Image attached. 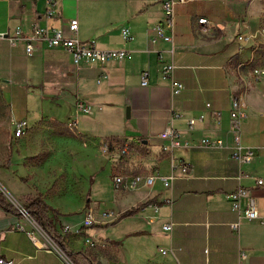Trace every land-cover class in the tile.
I'll list each match as a JSON object with an SVG mask.
<instances>
[{"label":"crops","instance_id":"crops-1","mask_svg":"<svg viewBox=\"0 0 264 264\" xmlns=\"http://www.w3.org/2000/svg\"><path fill=\"white\" fill-rule=\"evenodd\" d=\"M88 1L56 0L52 16L46 17L45 0H0V33L6 35L0 39V118L11 129L13 120L26 122V137L13 134L12 144L16 162H23V176H29L27 182L20 180L22 176L9 179L6 171L16 170L12 161L0 172V192L21 198L19 207L39 193L50 206V217L56 211L63 216L62 225L70 227L62 230L63 251L30 216L0 208V254L14 264H88L90 255L93 264H264V224L243 218L225 198L226 193L245 188L264 217V90L260 80L241 73L257 51L251 42L237 38L255 32L264 0L177 3L172 43L163 46V60L157 52L160 44L150 46L146 36V30L162 18L159 2L109 0L107 17L95 20L80 15V3ZM199 17L210 21L209 33H200ZM71 18L78 20L77 35L83 43L94 39L99 49H125L128 55L104 65H74L63 47H49L41 40L34 41L32 54L26 53L24 36L34 22L65 29ZM124 25L132 40L122 38ZM17 27L20 35L15 33ZM161 61L174 64L175 80L183 86L179 93L173 94L169 81L161 78ZM143 71H148L146 86L140 84ZM103 74L107 77L101 78ZM236 94L244 98L247 113L240 128L241 144L253 152V159L241 164L231 156L229 131L230 98ZM55 98L71 108L72 121L71 114L65 123L57 121L61 115L53 114L29 119L30 102ZM80 103L90 111H81ZM43 122L72 125L83 145L95 142L97 153L104 152L110 138L140 141L150 152L145 161L148 171L135 174L172 173L171 187H163L159 180L134 189L114 187L107 198L109 210L104 211L117 217L100 221V201L92 188L102 182L104 168L111 169V159L88 182L76 170L62 175L67 162L27 163L24 158L34 153L26 144L44 132ZM169 128L179 134L181 143L172 152L162 150L169 140L159 137ZM203 137H221L226 146L204 147ZM240 171L246 176L238 179ZM110 175L112 179V171ZM258 178L262 184H257ZM89 209L98 222L84 227ZM168 222L171 232L163 229ZM232 222H238L237 228H231Z\"/></svg>","mask_w":264,"mask_h":264},{"label":"built area","instance_id":"built-area-1","mask_svg":"<svg viewBox=\"0 0 264 264\" xmlns=\"http://www.w3.org/2000/svg\"><path fill=\"white\" fill-rule=\"evenodd\" d=\"M154 2H159L162 8V18L159 22L150 26L146 30L147 42L150 46H154L156 44H160V49L157 50L159 54V58L162 59V52L166 49V43H172V34L174 30V6L177 3L194 1V0H152ZM46 2V17H51L53 11L55 10L56 0H45ZM197 23L200 24V33L207 34L210 32V21L206 17H199L197 19ZM78 20L77 18H71L67 24L65 29L63 28H48L45 26H40L37 23H33L31 29L26 32L24 36L25 40V51L28 54H32L35 50L34 41L41 40L49 47H63L66 51H68L72 58V63L74 65L87 64H101L104 65L112 60H121L126 55H128V51L125 49H113V50H105L99 49L95 45L94 39H89L87 42L83 43L80 41L78 35ZM16 35H20L22 33L21 28L17 27L15 31ZM120 33L122 38L125 41H129L133 39V36L130 33V28L127 25H124L120 29ZM260 35H264V32H260L259 28L257 32L250 35H239L237 38L239 41H244L246 43L251 42V45H254L256 49L259 47L260 43ZM6 35L0 33V39L5 38ZM168 52L172 54L173 46L168 49ZM253 61V59H251ZM263 69L261 67H254L252 69V78L254 80H259V78L263 74ZM159 74L161 78L169 81V86L171 92L173 94L179 93L183 86L180 82L175 80L174 77V64L171 61H161V66L159 69ZM106 78L107 76L103 74L101 78ZM148 71H143L141 75L140 84L142 86H146L148 84ZM99 81V80H98ZM79 109L83 112H89V107L84 106L82 103L78 105ZM229 131L233 138V146H232V158L235 159L239 164L243 162H250L253 159V152L250 148H244L241 144L240 140V128L242 120L246 117V106L244 102V98H241L239 94L231 96L230 98V110H229ZM194 119L191 118L188 120L190 127H192L194 123ZM14 127V135L16 137L22 136L26 132V122L24 120L12 121ZM159 137L162 139H168L169 143L162 146V150L166 152H172L174 147H178L181 143L178 141L179 134L173 131L171 128L161 132ZM200 143L204 147L208 148H221L225 147V142L221 137L218 138H210L203 137L200 139ZM183 145H187L184 143ZM107 145H105L103 151H106ZM179 166L183 169H187L183 160H178ZM242 176H246L244 172L240 171L238 173V179ZM173 179V174L170 173L166 176L159 175L158 173H150L148 175H140V174H114L112 176L113 185L115 188L123 187L125 189H134L140 184H145L148 186H152L156 180H159L162 183V186L165 188L171 187V182ZM262 179H257V184H262ZM225 198L230 202L232 210L241 214V216L249 221H258L260 224H264V217L259 215L257 204L255 201V197L252 195L250 191L245 188L238 187L236 190L232 192H228L225 194ZM19 214L22 216L28 217V213L23 207L17 208ZM99 220L102 221L104 219H115L117 214L112 211H103L99 213ZM97 216L94 210L89 209L87 214L84 216L82 225L84 227H91L95 223H97ZM231 228L235 229L238 226V222H232L230 224ZM70 229L69 226H64L63 231L66 232ZM163 229L167 232H171L172 230V222L165 223L163 225ZM161 253H165L166 250L159 248ZM240 257L243 258L244 254L241 253ZM0 264H14L12 260L7 259L5 256L0 254Z\"/></svg>","mask_w":264,"mask_h":264},{"label":"rangeland","instance_id":"rangeland-1","mask_svg":"<svg viewBox=\"0 0 264 264\" xmlns=\"http://www.w3.org/2000/svg\"><path fill=\"white\" fill-rule=\"evenodd\" d=\"M109 5H111V2L109 0H91L84 5L81 2L79 7L80 15L85 16L88 19L101 20L107 17L104 15L107 14ZM258 28L260 32H264L262 31L264 29V14L259 21L255 32H257ZM256 51L257 54L254 57L253 61L248 62L247 60L246 65L240 68L242 71L241 73L244 74V77L252 79V69L254 67H261L264 71V35H260V43ZM259 80V83H261V86L264 90V72ZM33 99H36V97H33ZM62 105L63 104H61V101H59L57 98H55L53 101H49L47 99H39L35 102H30L27 108L30 117L29 119H34L37 117V115H40L39 118H44L53 114L56 117L57 115H61V118L57 119V121L60 123H65L69 120L72 121L73 116L71 114V108H65ZM69 114H71V118H69L68 120L67 115ZM44 120H46V118ZM43 126L45 127V129L43 130L44 132H42L41 135L34 137V141L26 144L28 148H30L31 152L34 153L33 156L24 158L25 160H27V163L38 164L39 162H52V165L57 166L58 162H67L65 172H62V175L69 174L72 171L76 170L77 173H80L82 175L83 181L88 182L90 176L94 175L95 171L100 169L101 162H109L108 159H105L104 155L102 154L103 152L97 153L95 142L89 140V144L87 143V145H83V141L80 138H77V136L74 134V127L72 125H61L51 122H43L41 127ZM13 134L14 129H11V127H9L8 121L4 118H0V163H4L5 165L8 157H10L11 162L13 161L16 164L15 171H6V173L10 174V177L7 175L9 179H11V176H14L17 179L25 174L24 172H22L23 168L21 165L23 162H16L17 151L13 147L14 144H12ZM25 134L22 136H25ZM25 137L22 138V142H25ZM101 145L104 144L101 143L99 144V146H97L99 151L102 150ZM112 156L110 157V164H113V162H115V158ZM146 164L149 163L147 162ZM4 168L8 170V165H5V167L0 165V172ZM43 170L44 174L46 175L48 167H44ZM101 171L102 168L100 169V172ZM147 171L148 170L142 169L140 172ZM110 174L111 170H106L104 168V172L100 173L102 182H100V184L93 185L92 188V191L97 192V197H95V199H98L100 201V208L98 210L99 212L109 210V208H107V198L114 188ZM26 177L29 178L28 175H26ZM0 189L2 190L1 185ZM2 193L6 198L5 201L9 203L11 207L18 208L21 204H23L21 198H14L6 191ZM45 233L48 234V236H50V238L52 239L50 233H48L47 231H45ZM91 258V255L90 258H87L88 264H93L90 262Z\"/></svg>","mask_w":264,"mask_h":264},{"label":"trees","instance_id":"trees-1","mask_svg":"<svg viewBox=\"0 0 264 264\" xmlns=\"http://www.w3.org/2000/svg\"><path fill=\"white\" fill-rule=\"evenodd\" d=\"M106 145L107 149L102 154L104 155L105 159H110L112 155V157L115 158V162H113L110 169L113 174L120 173L124 175H131L138 173L142 169H146V167H148L145 161L149 158L150 152L140 141L114 137L110 138L106 142ZM10 162L11 159L8 157L5 165L9 166ZM5 165L3 164L4 167ZM103 165L104 162H101L100 169L103 167ZM20 180L27 182L29 181V178L22 176L20 177ZM23 207L28 215L42 229L51 234L53 241L59 246V248L65 251L62 232L64 225H62L61 221V217L63 216L54 211L55 216L54 218H51L49 215L50 206L45 202L44 198L39 193L32 198L26 199V204ZM0 208L6 211L19 213L18 209L11 207V205L5 201V197L1 192ZM132 211L133 210H130L128 213H131ZM67 254L70 256L69 253Z\"/></svg>","mask_w":264,"mask_h":264},{"label":"bare ground","instance_id":"bare-ground-1","mask_svg":"<svg viewBox=\"0 0 264 264\" xmlns=\"http://www.w3.org/2000/svg\"><path fill=\"white\" fill-rule=\"evenodd\" d=\"M262 31H264V29Z\"/></svg>","mask_w":264,"mask_h":264}]
</instances>
